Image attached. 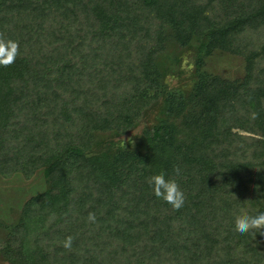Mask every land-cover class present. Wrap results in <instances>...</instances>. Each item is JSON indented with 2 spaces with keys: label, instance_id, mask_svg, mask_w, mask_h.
Wrapping results in <instances>:
<instances>
[{
  "label": "trees",
  "instance_id": "1",
  "mask_svg": "<svg viewBox=\"0 0 264 264\" xmlns=\"http://www.w3.org/2000/svg\"><path fill=\"white\" fill-rule=\"evenodd\" d=\"M0 36L19 46L0 175L45 179L0 219L1 261L264 264V234L235 231L264 211V0H0ZM217 51L242 77L209 68ZM162 170L179 209L147 183Z\"/></svg>",
  "mask_w": 264,
  "mask_h": 264
},
{
  "label": "rangeland",
  "instance_id": "2",
  "mask_svg": "<svg viewBox=\"0 0 264 264\" xmlns=\"http://www.w3.org/2000/svg\"><path fill=\"white\" fill-rule=\"evenodd\" d=\"M209 68L231 78L242 77L244 74L243 59L237 55L217 51L209 60ZM176 83V80H172ZM140 127L134 132L124 136L126 143ZM45 189V179L42 170H38L31 178L26 179L22 174H14L9 178L0 175V219L12 222L15 210L22 207L24 202L32 195ZM0 264H5L0 260Z\"/></svg>",
  "mask_w": 264,
  "mask_h": 264
},
{
  "label": "clouds",
  "instance_id": "3",
  "mask_svg": "<svg viewBox=\"0 0 264 264\" xmlns=\"http://www.w3.org/2000/svg\"><path fill=\"white\" fill-rule=\"evenodd\" d=\"M18 54V41L0 36V65L7 66L12 64ZM174 171L176 175L180 174L178 167ZM147 183L156 197L170 204L173 208L179 209L183 206L185 200L184 191L175 177L162 170L147 177ZM87 218L90 221L95 220L93 213H89ZM235 231L240 235L253 231L264 234V211H259L255 215L244 214L238 216L235 220ZM72 243L73 237L67 236L63 241V246L70 248Z\"/></svg>",
  "mask_w": 264,
  "mask_h": 264
}]
</instances>
